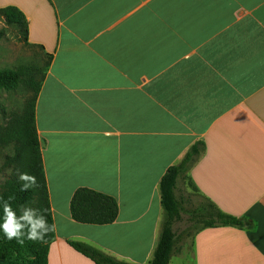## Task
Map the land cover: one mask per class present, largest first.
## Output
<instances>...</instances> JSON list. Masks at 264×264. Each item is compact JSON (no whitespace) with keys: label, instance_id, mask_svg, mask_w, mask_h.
Here are the masks:
<instances>
[{"label":"crops","instance_id":"1","mask_svg":"<svg viewBox=\"0 0 264 264\" xmlns=\"http://www.w3.org/2000/svg\"><path fill=\"white\" fill-rule=\"evenodd\" d=\"M7 6L50 56L35 115L56 225L48 264H96L71 240L150 264L160 181L194 146L187 175L198 194L245 224L196 230L169 264H264V0H0ZM79 188L114 196L116 220H75Z\"/></svg>","mask_w":264,"mask_h":264},{"label":"trees","instance_id":"2","mask_svg":"<svg viewBox=\"0 0 264 264\" xmlns=\"http://www.w3.org/2000/svg\"><path fill=\"white\" fill-rule=\"evenodd\" d=\"M0 15L6 24L20 29L27 42V19L24 13L15 6H7L0 8ZM46 57L48 62L41 77L38 76V68L34 65L0 68V90H12L23 86L28 92L31 91V96H27L22 108L12 112L6 124L0 126V148L7 150L0 164V177H3L0 182V194L5 199L14 197L11 200L14 209L20 204L47 209L48 222L51 224L54 220L35 117L36 101L50 64V56ZM199 154L198 147H192L180 163L169 167L160 181L164 220L150 264H169L173 253L178 249L177 232L174 231L173 224L181 220L184 208L182 199L177 195V189L182 179L197 192L187 172ZM17 172H28L36 176L39 187L28 192H20V183L16 179ZM205 201L204 206L199 209L203 211L201 218H194L195 231L205 227L244 226L243 218L227 214L211 201ZM70 207L73 218L78 222L98 225L114 222L119 212L118 201L114 196L90 188L77 189L72 196ZM54 239L55 232L50 233L43 244L26 242L19 245L15 240H6L0 232V264H48L50 245ZM69 242L74 249L91 258L96 264H129L93 245L73 240Z\"/></svg>","mask_w":264,"mask_h":264},{"label":"rangeland","instance_id":"3","mask_svg":"<svg viewBox=\"0 0 264 264\" xmlns=\"http://www.w3.org/2000/svg\"><path fill=\"white\" fill-rule=\"evenodd\" d=\"M0 32H2L0 36V68L34 65L38 68V76L41 77V73L48 62L47 57L38 48L30 46L25 41L20 29L6 24L2 15H0ZM27 96H31V91L28 92L23 86L12 90H0V126L6 124L12 112L22 108ZM5 152L7 150L0 148V164L3 161L2 157ZM177 195L182 199L184 208L181 220L173 224V229L177 232L178 246L183 238L189 240L195 232L196 220L194 218L198 219L203 213L199 209L204 206L203 203H206V201L188 182L186 183L183 180L179 182Z\"/></svg>","mask_w":264,"mask_h":264},{"label":"clouds","instance_id":"4","mask_svg":"<svg viewBox=\"0 0 264 264\" xmlns=\"http://www.w3.org/2000/svg\"><path fill=\"white\" fill-rule=\"evenodd\" d=\"M16 179L20 183V192H28L39 187L37 177L28 172H17ZM3 177H0L2 182ZM0 194V232L8 241L15 240L17 244L26 242L45 243L46 237L56 231L55 223L48 222L47 209L32 207L29 204H20L13 208L11 200ZM34 203V202H33Z\"/></svg>","mask_w":264,"mask_h":264}]
</instances>
